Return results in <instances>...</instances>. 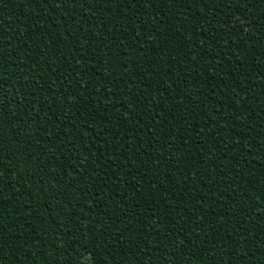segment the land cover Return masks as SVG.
<instances>
[{
    "label": "trees",
    "instance_id": "trees-1",
    "mask_svg": "<svg viewBox=\"0 0 264 264\" xmlns=\"http://www.w3.org/2000/svg\"><path fill=\"white\" fill-rule=\"evenodd\" d=\"M0 264H264V0H0Z\"/></svg>",
    "mask_w": 264,
    "mask_h": 264
}]
</instances>
